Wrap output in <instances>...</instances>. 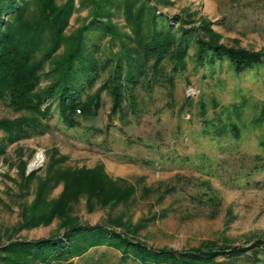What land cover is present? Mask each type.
<instances>
[{"label":"rangeland","instance_id":"374dc122","mask_svg":"<svg viewBox=\"0 0 264 264\" xmlns=\"http://www.w3.org/2000/svg\"><path fill=\"white\" fill-rule=\"evenodd\" d=\"M113 1L114 31L122 43L135 48L124 0ZM149 1L158 15L190 31L192 40L187 68L173 74L172 82L167 76L151 75L147 65L136 85L134 106L127 99L123 110L113 113L112 97L104 90L100 107L86 115L77 110L78 124L69 127L57 104L47 118L34 110L17 109L10 87L0 94V142L5 146L0 155L2 245L63 233L66 217L56 216L47 225H23L38 188L51 173L95 168H101L117 188L133 187V192L107 205L86 193L69 201L68 214L84 226L113 221L117 232L156 251L214 243L248 246L264 238V55L261 63L242 72H236L227 59L205 65L196 61L199 38L264 54V0ZM75 2L65 37L90 18L92 8L82 6L81 0ZM36 4L32 2L26 11L25 23L36 19ZM100 34H88L85 43L101 65L110 54L112 35ZM63 43L45 60L36 90L50 82L49 74L66 49ZM51 44L48 39L37 54L39 59ZM121 47L118 40L113 48L118 52ZM111 67L100 71L88 93L98 92ZM8 120H23L29 134H13L6 126ZM45 124L50 127L36 129ZM224 128L227 132H220ZM39 152L42 162L32 168ZM52 183L49 200L60 198L66 189L63 180ZM125 254L122 247L103 244L51 264H140L136 252Z\"/></svg>","mask_w":264,"mask_h":264},{"label":"trees","instance_id":"16d2710c","mask_svg":"<svg viewBox=\"0 0 264 264\" xmlns=\"http://www.w3.org/2000/svg\"><path fill=\"white\" fill-rule=\"evenodd\" d=\"M34 1H37L38 13L36 19L27 24L22 19ZM112 3L113 0H81L82 6L92 8L90 18L74 33L65 37L64 31L76 9L75 0H65L61 4L57 0H0V94L10 87L12 103L17 109L34 110L47 118L52 114L53 105L57 104L64 123L74 127L78 124L76 111L80 110L83 115L96 111L100 107V94L104 90L112 97L113 113L123 110L127 99L134 106L137 102L136 85L146 74L148 64L151 75L167 76L170 82L173 81V74L187 68L192 40L188 34L190 31L176 27L167 18L158 15L156 7L149 0H124L125 17L133 31L130 38L136 45L132 48L122 43L119 33L114 31ZM97 31H100L101 36L106 32L112 35L110 54H107L101 65L94 53L87 50L85 43L87 35ZM48 39L52 43L49 51L39 59L37 54ZM118 40L122 47L116 52L113 47ZM196 41V61L202 65L227 59L236 72H242L263 61L264 54L261 51L213 43L203 38ZM62 42L67 44L66 49L49 74L50 82L36 90L45 60L51 57L50 53L56 51ZM110 66L112 69L102 81L98 92L93 95L88 93L100 78V71ZM48 101L49 104L42 109V104ZM23 123V120H8L6 126L13 134L28 135L24 125H21ZM46 127L50 125H40L36 129ZM232 130L239 136L236 125L232 126ZM220 132H227V129ZM4 151L2 141L0 155ZM61 180L66 183L64 193L60 198L49 200L55 186L52 182ZM122 188H117L101 168L51 173L38 188L23 225H47L56 216H61L67 220L63 225L64 232L38 240L21 239L4 245L0 243V264H36L38 261L51 264L59 259L68 260L78 255L79 251L103 244L122 247L126 254L136 252L140 264H264V238H257L248 246L214 243L181 251H156L148 250L144 242L134 240L127 233L117 232L113 221L84 226L68 214L69 201L77 199L82 193L88 194L90 198L98 197L103 205H107L133 192V187ZM82 242L86 245L81 246Z\"/></svg>","mask_w":264,"mask_h":264},{"label":"bare ground","instance_id":"6f19581e","mask_svg":"<svg viewBox=\"0 0 264 264\" xmlns=\"http://www.w3.org/2000/svg\"><path fill=\"white\" fill-rule=\"evenodd\" d=\"M43 159V155L41 152H39L35 158V160L32 162V166H37L40 165V163L42 162Z\"/></svg>","mask_w":264,"mask_h":264},{"label":"water","instance_id":"95a60500","mask_svg":"<svg viewBox=\"0 0 264 264\" xmlns=\"http://www.w3.org/2000/svg\"><path fill=\"white\" fill-rule=\"evenodd\" d=\"M32 168H33V166H32Z\"/></svg>","mask_w":264,"mask_h":264}]
</instances>
